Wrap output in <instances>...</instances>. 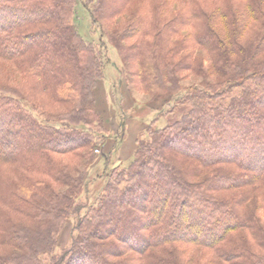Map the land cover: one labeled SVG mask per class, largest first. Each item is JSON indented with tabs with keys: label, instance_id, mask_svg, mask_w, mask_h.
I'll return each instance as SVG.
<instances>
[{
	"label": "trees",
	"instance_id": "16d2710c",
	"mask_svg": "<svg viewBox=\"0 0 264 264\" xmlns=\"http://www.w3.org/2000/svg\"><path fill=\"white\" fill-rule=\"evenodd\" d=\"M131 1L87 3L99 22L122 14ZM72 6L73 0H0V55L27 53L24 68L37 80L26 95L66 106L51 116L31 104L45 120L63 122L48 126L21 106L23 93H0V264H42L39 257L82 208V178L70 170L96 134L78 125L96 118L102 55L76 31ZM133 6L130 14L137 7L146 13L132 16L117 38L134 42L125 47L109 37L123 61L131 49L139 89L166 98L179 90L186 70L201 83L185 97L188 112L153 129L142 140L144 151L137 149L129 167L107 182L96 208L76 220V240L86 247H74L69 261L95 251L96 260L82 264H135L126 252L138 255L137 264H264L258 215L264 212V0ZM195 48L207 53V69Z\"/></svg>",
	"mask_w": 264,
	"mask_h": 264
},
{
	"label": "rangeland",
	"instance_id": "374dc122",
	"mask_svg": "<svg viewBox=\"0 0 264 264\" xmlns=\"http://www.w3.org/2000/svg\"><path fill=\"white\" fill-rule=\"evenodd\" d=\"M136 1L132 0L128 8L115 18H102L99 22H93L89 13L91 3L88 4L87 0H73L72 8L76 31L86 42H92L97 47L96 50H100L102 55L100 57L101 63L97 68L100 77L96 79L95 86L97 93L103 92L105 94L110 115H108L107 120H103L96 110V118L88 117V124L81 123L78 125L80 129L96 131L95 137L93 136L91 139V148L79 150V153L85 157L75 158L72 163L73 169L76 168L77 170H70L75 172L74 176H81L82 178L81 191L77 195V202L82 208L78 214L72 213L67 218L65 224L56 235L52 251L39 257L42 264H51L52 258L58 262L57 264H82L96 260L94 251L93 253L86 252L85 257H82L79 263L74 262V260L73 262L69 261V257L76 255L74 253V255L71 254L74 247L83 249L86 247V244L76 240L79 235L75 229L76 220L96 208L98 199L103 195L107 182L114 181L118 173L129 167L135 158L137 149L144 151L142 140L148 141L153 129L164 128L188 112L190 105L185 100V97H187V93L190 92L192 86L199 87L201 83L199 75L186 70L180 74L179 90L166 98L156 99L139 89L135 75L136 61L129 54L131 49L127 51L128 56L125 62L121 58L119 49L114 44L115 40H119L117 38L118 30L121 31L132 16L137 15V13H146V9L142 8L141 11L140 7H137L133 14L129 13L132 11ZM170 3L171 8L177 6V1ZM163 15L165 17L171 16L169 13H164ZM187 30L189 31V29ZM109 35L113 36L114 43L110 40ZM135 39V37L125 38L117 41L116 44L128 47ZM193 50L195 59L202 63L203 68L207 69L210 60L205 50L199 48ZM25 55L19 59H8V55H0V93L4 95L9 91L23 93L25 99L19 101L21 106L27 112H31L38 121L48 126L63 125V122L54 119V117H51V120H45V118L40 117L39 114L32 110L31 104L37 108L42 106V108H39L43 109L41 111L51 116H58L66 111V106L53 104L41 95H26L28 93L27 89L32 86L33 82L35 83L37 78L34 81V77L29 76L30 73L24 68L26 67ZM22 59L24 61L20 63ZM210 79L213 80L214 77L211 76ZM226 95V97L230 96L229 93ZM95 121L96 124L94 123ZM85 153L86 155L88 154L87 158ZM62 161L67 162V158H63ZM144 183L148 182L144 181ZM16 185L18 186L19 184ZM56 189L61 190L63 187L56 185ZM258 215L264 219V212L260 211ZM18 219L21 222H27L24 218L19 217ZM89 241L96 243L93 239ZM17 253L20 254V252ZM125 256L131 257V263L137 264L135 260L138 257L137 254L126 252ZM118 259L120 258H115L113 261L117 262Z\"/></svg>",
	"mask_w": 264,
	"mask_h": 264
},
{
	"label": "crops",
	"instance_id": "0c3cea01",
	"mask_svg": "<svg viewBox=\"0 0 264 264\" xmlns=\"http://www.w3.org/2000/svg\"><path fill=\"white\" fill-rule=\"evenodd\" d=\"M93 95H94V106L95 109L97 110L98 114L100 117H102V119H108V115H110L109 109H108V105H107V99L106 96L103 92H96V86L94 87L93 90ZM124 142V140H123Z\"/></svg>",
	"mask_w": 264,
	"mask_h": 264
}]
</instances>
